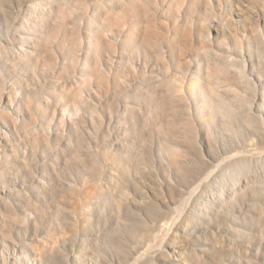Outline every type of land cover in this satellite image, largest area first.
<instances>
[{"label":"rangeland","instance_id":"rangeland-1","mask_svg":"<svg viewBox=\"0 0 264 264\" xmlns=\"http://www.w3.org/2000/svg\"><path fill=\"white\" fill-rule=\"evenodd\" d=\"M0 264H264V0H0Z\"/></svg>","mask_w":264,"mask_h":264}]
</instances>
